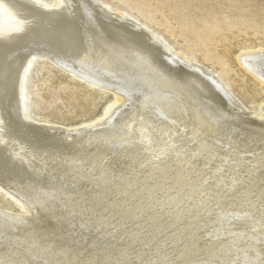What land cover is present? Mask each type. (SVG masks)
<instances>
[{"label":"bare ground","instance_id":"obj_1","mask_svg":"<svg viewBox=\"0 0 264 264\" xmlns=\"http://www.w3.org/2000/svg\"><path fill=\"white\" fill-rule=\"evenodd\" d=\"M100 0H0V264H264V100ZM38 55L112 100L25 110ZM264 85V55L238 58ZM4 198V197H3Z\"/></svg>","mask_w":264,"mask_h":264},{"label":"rangeland","instance_id":"obj_2","mask_svg":"<svg viewBox=\"0 0 264 264\" xmlns=\"http://www.w3.org/2000/svg\"><path fill=\"white\" fill-rule=\"evenodd\" d=\"M100 1L138 26L147 24L173 51L214 73L245 108L252 110L264 100V85L238 61L249 52L264 55V0ZM27 66L24 111L33 119L66 126L88 122L113 98L110 91L98 90L38 55ZM0 206L14 208L1 195Z\"/></svg>","mask_w":264,"mask_h":264}]
</instances>
